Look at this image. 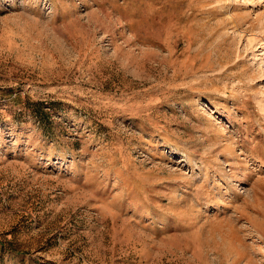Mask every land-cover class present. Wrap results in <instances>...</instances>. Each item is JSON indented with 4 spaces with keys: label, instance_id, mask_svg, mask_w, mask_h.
Masks as SVG:
<instances>
[{
    "label": "rangeland",
    "instance_id": "1",
    "mask_svg": "<svg viewBox=\"0 0 264 264\" xmlns=\"http://www.w3.org/2000/svg\"><path fill=\"white\" fill-rule=\"evenodd\" d=\"M0 264H264V0H0Z\"/></svg>",
    "mask_w": 264,
    "mask_h": 264
}]
</instances>
